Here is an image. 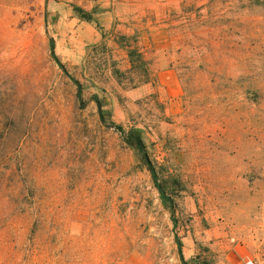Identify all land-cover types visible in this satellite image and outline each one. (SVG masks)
Wrapping results in <instances>:
<instances>
[{"label": "rangeland", "instance_id": "374dc122", "mask_svg": "<svg viewBox=\"0 0 264 264\" xmlns=\"http://www.w3.org/2000/svg\"><path fill=\"white\" fill-rule=\"evenodd\" d=\"M238 262L264 264V0H0V264Z\"/></svg>", "mask_w": 264, "mask_h": 264}, {"label": "trees", "instance_id": "16d2710c", "mask_svg": "<svg viewBox=\"0 0 264 264\" xmlns=\"http://www.w3.org/2000/svg\"><path fill=\"white\" fill-rule=\"evenodd\" d=\"M84 15H86V13H84ZM86 16L87 17L85 18V20L90 21L91 20V16L90 15H86ZM51 54L54 57V59L56 60V62L63 69L64 73L67 74L64 66L60 63L59 59L55 55L54 47H53L52 44H51ZM128 56L129 57L132 56V51L128 52ZM137 57L139 58L140 63L142 65L141 73H140V75L138 77V83L137 84L146 83V82H148L151 79L150 72H149V69H148V66H147L148 62L146 60H144L141 55H137ZM114 72H118V71L114 70ZM74 81L80 87V84L78 83V81H76V80H74ZM96 102H97L98 111L102 114L101 104H100L99 101H96ZM102 120L104 121V119H102ZM110 124L114 125L115 128H117L118 130H122L121 126L114 124V122H110ZM124 137H125V141L127 142V144H129L131 146H134L142 154L143 159H144V161H145V163L147 165V169L150 171V173H151V175L153 177V182H154L156 188L161 192V194H163V191H162L160 185L157 183V177H156V174H155V171H154V165H153L152 161L148 158V154H147V152L145 150V145H144V143H143V141H142V139H141V137L139 135V131L137 129L130 128L126 133H124Z\"/></svg>", "mask_w": 264, "mask_h": 264}, {"label": "crops", "instance_id": "0c3cea01", "mask_svg": "<svg viewBox=\"0 0 264 264\" xmlns=\"http://www.w3.org/2000/svg\"><path fill=\"white\" fill-rule=\"evenodd\" d=\"M237 264H240V262H238Z\"/></svg>", "mask_w": 264, "mask_h": 264}]
</instances>
